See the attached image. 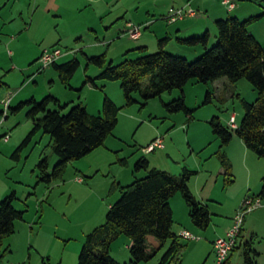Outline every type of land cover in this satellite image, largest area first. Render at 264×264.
Here are the masks:
<instances>
[{
    "label": "rangeland",
    "instance_id": "obj_1",
    "mask_svg": "<svg viewBox=\"0 0 264 264\" xmlns=\"http://www.w3.org/2000/svg\"><path fill=\"white\" fill-rule=\"evenodd\" d=\"M188 1L198 15L169 22L167 17L172 12L168 11L173 6L182 8ZM234 1L236 8L229 11L222 0H0V202L15 192L14 207L24 212L23 220L15 223V234L4 240L10 252L3 264H78L86 236L105 223L122 188L147 175L146 171H135L136 162L143 157L150 168L175 176L185 169L194 172L189 188L200 203L208 206L211 224L206 230L196 228L178 193L170 201L175 213L172 232L179 235L188 231L200 238H180L185 246L179 252L181 264H216L213 239L233 225L246 198H262L264 158L246 149L229 123L234 115L240 126L245 114L242 101L255 103L258 92L246 79L231 83L224 78L216 84L191 80L183 90L187 107L194 110L189 119L184 113L170 114L163 106L181 97L180 90L151 99L144 107L140 93H134L136 102L127 106L121 82L98 79L104 69L91 64L88 58L106 54L107 68L111 62L118 65L126 57L143 56L131 51L138 39L125 33L130 23L143 27L141 37L152 46L145 55L157 52L158 40L168 37L165 52L195 61L217 44L212 15L218 16L216 20L236 17L241 21L263 15L249 30L264 46V0ZM209 18L205 25L196 24L197 19ZM177 26L183 27L179 36L174 29ZM157 30L164 33L155 35ZM206 32L207 47L181 45L177 40L200 37ZM55 49L62 52L59 65L73 59L80 63L68 85L53 66L40 71L44 51ZM88 78L94 84H85ZM208 92L211 100L205 103ZM48 95L61 105H69L64 113L83 104L91 115H100L105 97L120 109L118 125L106 146L69 162L62 179L51 184L38 183L37 168L45 157L49 159V172L59 161L52 151L51 137L37 133L15 159L13 155L32 130L33 121L27 117L28 106L16 114L11 111L22 102L32 98L40 102ZM8 101L11 109L6 110L4 103ZM49 108L58 109L52 104ZM213 117L220 118L233 134L231 148H221L210 125ZM6 135L10 136L8 141L4 140ZM156 137L164 138L165 149L147 154L144 148ZM220 150L233 165L231 184H226ZM120 159H125L127 165ZM242 229V240L259 253L256 264H264V198L260 208L245 216ZM130 241L121 236L112 243L111 255L117 262H130ZM171 242L152 260L140 264H160ZM245 250L240 246L234 251L231 264H244Z\"/></svg>",
    "mask_w": 264,
    "mask_h": 264
},
{
    "label": "trees",
    "instance_id": "obj_2",
    "mask_svg": "<svg viewBox=\"0 0 264 264\" xmlns=\"http://www.w3.org/2000/svg\"><path fill=\"white\" fill-rule=\"evenodd\" d=\"M262 16L244 21L236 17L217 20V44L192 62L165 52L164 48L170 40L168 37L158 40L157 52L148 55L145 53L137 58L126 57L118 65L111 62L105 68L106 54L89 57L88 60L104 69L98 79L121 82L127 106L136 102L134 93H140L144 107L149 100L160 98L165 93L182 91L181 97L164 103L163 106L168 113H184L189 119L193 118L194 110L187 107L183 90L191 80L208 84L224 78L231 83L246 79L258 92V98L253 104L242 101L245 114L240 126L235 129V134L250 151L259 158H264V46L249 30ZM177 40L181 45L207 47L209 33ZM52 66L59 72L62 82L68 85L80 63L73 59L60 65L55 62ZM88 83L94 84V81L88 78L85 84ZM210 100L211 93L208 92L205 103ZM51 104L58 109L51 110ZM25 106L30 107L27 117L33 121V128L13 157L19 159L20 151L28 146L37 133L48 134L52 140V151L59 161L51 172L48 157L38 163V183L46 184L62 179L69 162L80 160L105 146L118 125L120 111L110 98L105 97L100 115H91L83 104L72 106L64 113L69 105H61L52 95L40 102L32 98L15 108H9L16 114ZM210 125L221 141V148L231 143L233 134L222 124L220 118L213 117ZM219 159L226 184L233 183L231 161L221 150ZM119 161L127 165L125 159ZM142 170L147 175L123 187L120 199L110 206L105 223L86 236L78 264H121L111 255L112 243L121 236L130 238L132 242L128 264L149 262L169 240H172L171 245L160 264H181L179 252L185 246L180 243L179 235L172 232L174 213L170 203L178 193L185 200L192 224L200 230L209 227L211 214L208 206L200 203L189 188L188 183L194 172L185 169L182 175L175 176L164 170L150 168L149 161L144 157L135 164L136 172ZM261 197L264 198V186ZM15 200L16 194L13 192L0 202V264H3L4 256L10 252L8 247L5 248L4 240L15 234V223L24 218V212L14 207ZM246 247L244 264H256L255 259L259 253L251 248V243H247ZM223 264H231L229 258Z\"/></svg>",
    "mask_w": 264,
    "mask_h": 264
},
{
    "label": "built area",
    "instance_id": "obj_3",
    "mask_svg": "<svg viewBox=\"0 0 264 264\" xmlns=\"http://www.w3.org/2000/svg\"><path fill=\"white\" fill-rule=\"evenodd\" d=\"M223 5L229 10L233 11L236 8V3L234 0H223ZM197 11L193 9L188 3L185 7L172 11L167 19L169 22H175L179 19H184L185 17H196ZM143 27L134 26L132 24H128V30L125 31L127 35H129L132 39H139L142 35ZM62 56V52L58 49L53 51L45 50L42 56L40 57L41 68L40 71L46 70L51 67L57 60ZM10 101L4 103L5 109H9ZM230 126L233 129H237L238 125L236 123V116H232L230 121ZM10 138L9 135L4 137L5 141H8ZM164 148V138H156L153 140L147 147L144 148V151L149 154L153 153L158 149ZM262 206V198H246L243 206L237 212L234 217L233 225L226 231L224 237L217 238L213 243L214 254L216 259V264L225 263L230 257L231 253L235 250L239 237L241 235L242 226L245 220V216L254 210L260 208ZM179 237L184 240H199V237H196L194 234L188 231H181Z\"/></svg>",
    "mask_w": 264,
    "mask_h": 264
},
{
    "label": "crops",
    "instance_id": "obj_4",
    "mask_svg": "<svg viewBox=\"0 0 264 264\" xmlns=\"http://www.w3.org/2000/svg\"><path fill=\"white\" fill-rule=\"evenodd\" d=\"M188 3H190V5H191V2L190 1H188L185 5H184V7L188 4ZM221 4L223 5V0H222V2H221ZM203 5V4H202ZM205 6V5H204ZM224 6V5H223ZM208 7V8H207ZM206 8L207 9H211V8H209V5L208 6H206ZM177 9H180V8H176V7H172L169 11H168V13H171L172 11H174V10H177ZM198 11H197V15H198ZM196 15V16H197ZM217 17L218 16H215V15H212V18H211V20H213V19H215V21H217L216 19H217ZM193 18V17H192ZM210 18L209 19H197L196 20V24H200V23H202L203 25H205L209 20H210ZM183 20V19H182ZM175 22H177V21H175ZM146 27V26H145ZM174 29H176V35L177 36H179V35H181V33H182V30H183V27L182 26H177L176 28H174ZM144 30V29H143ZM160 33H161V35H162V33H164V32H160V31H158L157 30V32H155V35H160ZM150 42L149 41H147V39H143V36L142 37H140L137 41H136V43H135V45L134 46H136L135 48H133L131 51H136V55H144L149 49H150V47H152V46H150V44H149ZM152 43V42H151ZM144 49V50H143ZM219 82V81H218ZM217 83V82H216ZM216 83H214V84H216ZM110 138V137H109ZM108 138V139H109ZM157 138V137H156ZM155 138V139H156ZM108 139H107V141H108ZM155 139H153V140H155ZM152 140V141H153ZM234 137H233V139H232V141H231V143L229 144V147L231 148L232 147V144H234ZM107 141H106V143H107ZM151 141V142H152ZM150 142V143H151ZM106 143H105V146H106ZM149 143V144H150ZM148 144V145H149ZM239 144V146H240V148H242V145L240 144V143H238ZM243 144V143H242ZM245 146V145H244ZM101 148V147H100ZM246 149H247V147H245ZM163 149H165V146H164V148ZM154 153V152H153ZM150 154V153H149ZM228 154V156H229V158H231L230 157V154L229 153H227ZM150 163V162H149ZM223 171V170H222ZM172 207V206H171ZM174 213V212H173ZM174 215H175V213H174ZM230 228V226L228 227V228H226V230H225V232L223 233V235L222 236H217V237H215L214 239H213V242H212V248H213V243H214V241L217 239V238H219V237H224L225 236V233H226V231L228 230ZM243 229H242V231H241V235H240V237H239V241H238V244H237V246H236V248H235V250L234 251H236L237 249H239V247L241 246V248L242 247H244L245 246V248L247 249V247H246V244L248 243V242H244L243 240H244V233H243ZM243 239V240H242ZM130 244H129V247L131 246V241L129 242ZM251 248L253 249V246H251ZM213 250H214V248H213ZM256 252H257V249H254ZM233 251V252H234ZM233 252L231 253V255H230V257H229V261H230V263H231V258H232V255H233ZM258 253V252H257ZM215 255V254H214ZM258 257V256H257ZM256 262H257V260H256Z\"/></svg>",
    "mask_w": 264,
    "mask_h": 264
}]
</instances>
